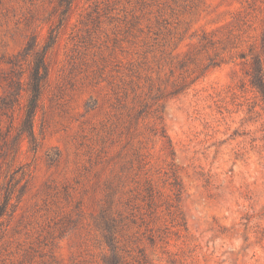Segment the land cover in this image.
I'll return each instance as SVG.
<instances>
[{
  "label": "rangeland",
  "instance_id": "374dc122",
  "mask_svg": "<svg viewBox=\"0 0 264 264\" xmlns=\"http://www.w3.org/2000/svg\"><path fill=\"white\" fill-rule=\"evenodd\" d=\"M56 5L0 0V97L9 82L21 84L18 104L0 114L8 139L23 117L31 61L9 59L32 35L46 44ZM263 20L264 0H73L46 54L37 150L20 146L24 188L0 228V264H107V191L124 214L122 264H264V109L247 86L239 89L240 61L202 71L207 54L197 52L202 35L219 42L240 30L246 50ZM184 78L197 79L168 96ZM156 112L167 138L154 126Z\"/></svg>",
  "mask_w": 264,
  "mask_h": 264
},
{
  "label": "trees",
  "instance_id": "16d2710c",
  "mask_svg": "<svg viewBox=\"0 0 264 264\" xmlns=\"http://www.w3.org/2000/svg\"><path fill=\"white\" fill-rule=\"evenodd\" d=\"M72 3L73 0H57L56 8L61 9V13L58 18L57 27L50 29L47 35V42L44 46L40 47L37 43L36 36L32 35L29 37L23 50L17 55L18 57L15 56V58L9 59V63L13 66L17 65L16 58H22L24 60L29 58L31 61L29 65V77L25 88L28 97L24 106L22 120L15 134L10 139H8V135L11 127L6 130L4 135L0 133L2 138L5 137L3 148L0 149V162L2 160L5 161L3 166L0 163V228L2 227L4 219L13 212V198H17L24 188V184L22 185L21 182L26 176V173L24 167L18 163V155L22 141H27L31 151L35 152L37 150L38 142L34 130V119L39 108L48 72L46 54L57 41V29L68 19ZM240 31L236 35L231 33L229 38L219 42L209 39L205 34L201 36L197 52L198 54H207V63L203 65L202 71L220 66L224 63L240 61L243 67L244 82H241L239 89L243 90L247 86L256 98H258L264 109V28L260 38L248 44L246 50L242 48L244 41L241 40ZM211 50L213 55L208 54V51ZM190 62L194 63L191 59ZM197 78H191L190 82L185 78L175 80L172 84V91L169 92L168 96H176L183 93ZM9 87V92L0 97V114L7 116L13 111V107L18 104L21 84L19 81L14 80L9 82ZM160 95L164 97V92H161ZM155 99L158 100L157 97ZM145 113H147V110L143 108L139 112V116ZM154 126L157 130H160L161 137L167 138L163 117L158 112H156L154 118ZM145 184V195L147 197L146 207L149 213L153 214L155 208H157L153 186L149 180ZM174 187V194L176 198H179L181 186L177 178H174ZM116 200V194L107 191L100 208V216L103 223L102 238L106 246L113 253L107 264H122L121 251L117 247L118 241L116 238L118 229L123 223L124 214L117 208L118 204ZM172 218L179 223V220L183 219L178 209L176 211L174 209Z\"/></svg>",
  "mask_w": 264,
  "mask_h": 264
}]
</instances>
